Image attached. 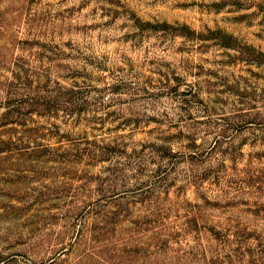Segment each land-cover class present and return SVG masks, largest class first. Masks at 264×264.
<instances>
[{"label": "rangeland", "instance_id": "rangeland-1", "mask_svg": "<svg viewBox=\"0 0 264 264\" xmlns=\"http://www.w3.org/2000/svg\"><path fill=\"white\" fill-rule=\"evenodd\" d=\"M0 264H264V0H0Z\"/></svg>", "mask_w": 264, "mask_h": 264}]
</instances>
